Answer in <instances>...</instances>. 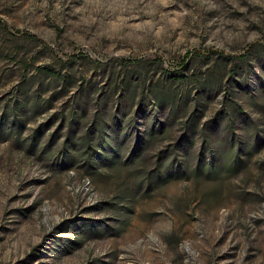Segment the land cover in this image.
<instances>
[{"label":"rangeland","instance_id":"obj_1","mask_svg":"<svg viewBox=\"0 0 264 264\" xmlns=\"http://www.w3.org/2000/svg\"><path fill=\"white\" fill-rule=\"evenodd\" d=\"M151 92L174 95L178 116ZM197 102L219 172L139 188ZM6 113L0 264H264V0H0ZM102 122L125 141L122 171L85 164ZM155 122L170 132L123 165Z\"/></svg>","mask_w":264,"mask_h":264},{"label":"trees","instance_id":"obj_2","mask_svg":"<svg viewBox=\"0 0 264 264\" xmlns=\"http://www.w3.org/2000/svg\"><path fill=\"white\" fill-rule=\"evenodd\" d=\"M53 77L58 79V77ZM184 77L185 76L183 74L174 76L171 82H173V84H176V82H182ZM66 81L67 79L63 78V82ZM151 95L157 108L168 105L170 110L167 119H172L175 118V116H178L180 103L176 100L174 95L157 94L156 92H151ZM15 109H18V111L21 110L16 106ZM203 110V105L197 102L192 111L184 117V120L182 121V133L177 136L171 144L159 152L153 169L139 181V188H143L145 185L146 187H162L173 180H186L190 174L194 176H201L203 174L212 176L219 172L220 164L215 159L218 154V150H215L214 148V138L216 135L208 123H202L204 116ZM18 115L19 112H16V117ZM7 119V113L0 118V130L5 125V121ZM73 119L74 118L72 117L71 130L73 128ZM117 119L118 116L115 115L111 120V123L113 127L120 131L122 124L121 122H118ZM17 120L18 119L16 118L13 120L11 130H20L23 128V124ZM109 128H111L110 125L104 122H102L99 127L95 128L99 131L100 140L98 141L97 147L102 150L100 156L95 157L92 155L91 150L93 149V146L86 144V153H84L86 154L85 164L89 169L95 170L102 164V167L113 166L116 167L118 171H122V167H120L118 161L125 141H121L118 138L115 140L104 139L102 135ZM230 129L234 132L232 127H230L229 130ZM5 131L7 132V130ZM168 131L170 132L166 124H163L162 122H155L149 131L146 130L143 133L139 132L134 139V144L125 159V163L122 164L126 165L132 163L133 165H142V162L145 159V154H147L149 148V143L152 140L160 138ZM198 139L201 140L200 150L196 156L195 165H192L190 158L192 156V150L198 146ZM231 143L234 145L237 141H235V143ZM237 145L236 155L230 164L233 168H239L241 164V141H238ZM31 146L32 148H37L38 144L32 143ZM207 155L211 156V161H208Z\"/></svg>","mask_w":264,"mask_h":264}]
</instances>
